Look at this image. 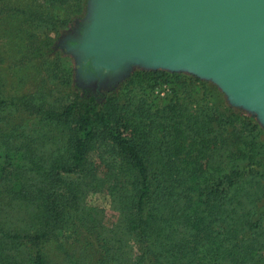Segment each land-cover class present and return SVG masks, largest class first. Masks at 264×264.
Listing matches in <instances>:
<instances>
[{
    "label": "trees",
    "instance_id": "1",
    "mask_svg": "<svg viewBox=\"0 0 264 264\" xmlns=\"http://www.w3.org/2000/svg\"><path fill=\"white\" fill-rule=\"evenodd\" d=\"M85 2L65 15L1 0L0 20L16 15L21 26L10 42L13 64L25 69L51 52ZM3 29L0 44L10 37ZM65 72L70 81L69 65ZM123 79L57 107L37 92L0 97L1 110L21 104L29 112L0 114V264H264L260 125L194 75L135 68ZM160 85L163 97L154 94ZM99 147L114 156L104 163L114 184L90 158L93 150L104 161ZM220 158L231 160L227 170ZM105 190L124 212L118 230L85 201ZM3 207L24 208L21 223ZM47 243L58 247L45 252Z\"/></svg>",
    "mask_w": 264,
    "mask_h": 264
},
{
    "label": "water",
    "instance_id": "2",
    "mask_svg": "<svg viewBox=\"0 0 264 264\" xmlns=\"http://www.w3.org/2000/svg\"><path fill=\"white\" fill-rule=\"evenodd\" d=\"M66 46L112 85L134 66L192 72L264 124V0H89Z\"/></svg>",
    "mask_w": 264,
    "mask_h": 264
},
{
    "label": "rangeland",
    "instance_id": "3",
    "mask_svg": "<svg viewBox=\"0 0 264 264\" xmlns=\"http://www.w3.org/2000/svg\"><path fill=\"white\" fill-rule=\"evenodd\" d=\"M1 1V0H0ZM5 1V0H3ZM11 2L17 3L18 5H22L25 0H10ZM80 0H30L32 2L33 7L39 8L41 7L42 10L45 12H54L58 11L59 13H64L65 15L70 14V10H74L77 12L78 6L77 2ZM88 4L89 0H86L84 7H82V10L78 14V16L73 17V21L60 29V33L56 36H54L55 41L53 44V50L49 52L47 55L38 58L34 60V62L26 63L27 66L25 69L20 66L18 69V65H14L13 60L10 58L11 55V47L10 42L13 39V33L15 30H18V27H21L19 24L20 22L15 19L16 15L14 16H8V17H2L3 20H0V29L4 30V33H8L7 36H10L8 39H5L4 42L0 44V53L2 56V60L0 62V97H3L4 99L8 100L11 96L19 95L22 96L24 94H31V98H34L35 92L39 93L41 95V98L44 99L49 105L54 106H61L63 104H66L68 101L73 99L75 96H88V95H98L101 93H105L112 87H115L119 82H121L124 79H121L117 81L116 83L112 85L108 84H95L96 86L91 87L87 83H82L80 80L81 72L78 71V62L76 59V55L72 53L66 46L64 45L63 41L66 37H68L76 24L77 21L82 22V20L85 18L87 11H88ZM62 13V14H63ZM39 16V15H38ZM40 20L44 18V16H39ZM31 25H36L37 18L30 17L29 18ZM5 22V25L3 24ZM40 25V24H39ZM51 35H53L51 33ZM11 59V60H10ZM70 67L71 69V78L70 81L67 78V74L65 72V67ZM72 65V67H71ZM143 69V70H162V71H168V72H180L185 73L188 75H194L202 80L208 81L210 83H213L217 86V88L223 93L224 97L225 93L218 87L216 83L213 81L200 77L197 74H194L192 72L182 71V70H176L171 71L168 69L163 68H142L138 66H134L130 72L135 69ZM18 69V71H17ZM22 71H26L25 74H21ZM129 72V73H130ZM167 86L160 85L156 87L154 94L158 97H163L167 94ZM227 100V99H226ZM228 101V100H227ZM229 103V102H228ZM3 104V103H2ZM234 106V105H233ZM238 107V106H236ZM11 107H3L0 111V114L4 116H10V119L19 118L21 116H24L28 114V111H24L25 109L22 108L21 104H17L15 107L16 110L10 109ZM242 109L247 115L253 117L255 121L260 125L261 129L264 131V124L260 122L257 115L249 110L243 109L241 107H238ZM236 145H232V151H230V155L233 157L237 153L235 150ZM186 146H182V149H184ZM105 151V153H104ZM100 154H104V161L97 160L96 153L92 150L90 152L91 154V160L93 162L99 163L98 171L100 176L107 182V183H115V179L113 176H109L104 174L106 171L105 162H111L114 158V156L108 152V150L104 149L103 147H99ZM184 152L181 153L183 155ZM218 156H216L217 158ZM210 159H215L213 156V151L210 154ZM220 165L224 170H227L231 165V160L229 158H220L218 160ZM212 161H209L211 163ZM209 167V166H208ZM207 167V171H208ZM255 167V166H253ZM212 173L207 172V177L210 176ZM184 186L182 187V189ZM181 193L180 189H178ZM85 201L89 204L97 207L98 209H101L102 214L104 215V222L106 223L104 226L107 227L109 231L118 230L120 224L123 220V214L124 212H121L120 210L116 209L114 198L110 195V193L105 191H92L88 193L85 197ZM20 207V206H19ZM4 213L7 215H15L17 223H21L19 218L22 216V213L25 212L24 208L23 210H19L15 208L14 210L10 209L9 207H3ZM2 215V211H0V218ZM23 223V222H22ZM264 227V222L262 223ZM71 241V240H70ZM66 241L67 243H64V247L67 249L76 250L78 248L79 243H74ZM53 246H57L56 243H47L45 245V252H49L50 249L53 248ZM52 254L54 255V258H59V253L55 254V250H52ZM63 262V261H62Z\"/></svg>",
    "mask_w": 264,
    "mask_h": 264
},
{
    "label": "flooded vegetation",
    "instance_id": "4",
    "mask_svg": "<svg viewBox=\"0 0 264 264\" xmlns=\"http://www.w3.org/2000/svg\"><path fill=\"white\" fill-rule=\"evenodd\" d=\"M81 34H82V24L80 21H77L74 26L73 31L68 35L72 37V36H78ZM63 43L64 45H67V46H73L77 44V40L73 38H67L63 41ZM80 72H81L80 80L82 83L88 82V85H90L91 87L96 86L95 84H99V79L97 80L93 78L95 74L92 72L89 66L88 60L82 63Z\"/></svg>",
    "mask_w": 264,
    "mask_h": 264
}]
</instances>
